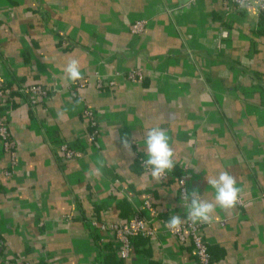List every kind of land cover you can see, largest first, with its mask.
<instances>
[{
  "label": "crops",
  "instance_id": "0c3cea01",
  "mask_svg": "<svg viewBox=\"0 0 264 264\" xmlns=\"http://www.w3.org/2000/svg\"><path fill=\"white\" fill-rule=\"evenodd\" d=\"M137 20L146 24L134 35L129 24ZM71 58L80 60L86 81L76 99L62 73ZM0 66L16 155L12 174L0 178L6 257L29 264H193L190 245L168 234L137 237L120 259L111 230L91 224L124 220L145 200L159 210L156 229L161 219L187 216L175 178L153 180L139 159L147 128L159 126L188 194L214 199L206 178L222 171L241 189L234 208H217L204 224L212 264H264V14L224 9L221 0H0ZM99 78L116 84L97 88ZM33 83L57 86L35 114L17 91ZM86 107L97 119L92 144ZM134 134L141 139L130 159L119 138ZM61 141L90 154L64 161ZM101 159L102 175L89 177ZM8 164L0 142V169Z\"/></svg>",
  "mask_w": 264,
  "mask_h": 264
},
{
  "label": "built area",
  "instance_id": "2783aa9c",
  "mask_svg": "<svg viewBox=\"0 0 264 264\" xmlns=\"http://www.w3.org/2000/svg\"><path fill=\"white\" fill-rule=\"evenodd\" d=\"M221 3L224 9H231L236 6V0H221ZM259 14H264V9H261ZM146 24L145 20H137L129 24V29L131 33L140 34L143 31L144 25ZM137 74L130 70L127 73V78L131 81L136 80ZM116 84L114 79L102 80L99 78L96 82L97 88H103L105 86L112 87ZM86 86V81L79 80L75 83H68L66 88L68 92L73 97H78V89ZM20 88V87H19ZM19 88L17 90H19ZM55 89V88H53ZM9 88L7 87V82H5L0 74V142L2 145L3 151L9 157V166L8 168L0 169V178L2 176H10L15 169L16 155H15V143L10 134V131L5 123L2 115V108L7 105L3 104V99L6 93L9 95ZM19 93V92H18ZM21 94L25 96H47L49 92L44 91L42 86H25L21 88ZM8 101V99H7ZM32 104L34 101H30ZM89 108L83 110L84 120L88 125L93 126L91 132L87 131V140L88 143L92 144L96 137V117L95 114L91 112ZM57 150L60 152L61 158L64 161H73L79 159L90 153H85V150L82 146L66 141H61L56 145ZM142 161V158H139ZM146 170V169H145ZM169 172L161 178L160 181L164 182L169 178ZM177 199L182 207L186 209V203L183 199V194L187 193L186 189V179L185 175L181 174L177 179ZM240 199L238 200V202ZM148 214V215H147ZM159 210L154 208L149 200H145L142 206H138L135 210L124 220H118L110 223L109 225L101 222H96L93 220L91 222L93 227L98 229H109L112 232L113 240L116 243V253L120 259H125L129 257L132 248V241L137 236H146V237H157L160 234H168L175 238V240L181 245L186 246L190 245V254L193 257V264H212L210 260V255L208 251L207 240L205 237V225L204 224H192L186 219H182L183 224L179 230H169L165 228V223L167 222L164 219H161L160 225L161 229H156L153 226V220L158 218ZM4 242L0 236V263L1 264H29L27 261L17 262L9 257H6L2 253Z\"/></svg>",
  "mask_w": 264,
  "mask_h": 264
},
{
  "label": "clouds",
  "instance_id": "9594fccd",
  "mask_svg": "<svg viewBox=\"0 0 264 264\" xmlns=\"http://www.w3.org/2000/svg\"><path fill=\"white\" fill-rule=\"evenodd\" d=\"M236 6L250 14H257L261 9H264V0H236ZM62 73L67 81L73 83L82 79L80 60L77 58L67 60L62 68ZM113 135L114 131L112 132V138ZM139 140H137L135 134L132 137L125 135L119 138L120 148L126 157L135 158L136 152L133 151V145L139 144ZM115 149L117 152L116 147ZM143 149L145 158L141 161V165L155 181H160L168 172H172L177 165L175 152L170 146V137L162 127L152 126L147 128L143 136ZM118 160L122 162V167L125 161L122 159ZM104 166V160H99L97 166L89 170L88 176L99 177L102 175ZM206 180L214 192V199H206L205 195L201 196L195 190L190 194H183V199L186 203V219L192 224L212 223L217 208L222 210L232 209L239 200L241 189L237 187L235 177L227 171H222L217 176L206 178ZM182 224L183 221L180 215H171L164 226L169 230L175 231L179 230Z\"/></svg>",
  "mask_w": 264,
  "mask_h": 264
},
{
  "label": "rangeland",
  "instance_id": "374dc122",
  "mask_svg": "<svg viewBox=\"0 0 264 264\" xmlns=\"http://www.w3.org/2000/svg\"><path fill=\"white\" fill-rule=\"evenodd\" d=\"M0 74H1V76H2V78H3V80L5 81V82H7L8 83V79L6 78V76L4 75V71L1 69V66H0ZM37 85H39V86H42L43 87V89H44V91L45 90H47V92H49V94H47V96L45 97V96H33V97H31V96H25V95H23V94H21L20 93V91H21V88L22 87H25V86H37ZM66 86H67V84L66 85H64V87H65V89L68 91V89L66 88ZM85 87V86H84ZM53 88H55V89H53ZM10 90V89H9ZM57 90V86L55 85V86H53L52 87V85L51 86H43V85H41V84H39V83H33V84H31V85H20V88H19V90H17L18 92H19V94H21L20 96L24 99V103H25V105L27 106V108L33 113V114H35L36 113V109H37V103H38V101H40L41 99H43V100H45L46 102H49V100H50V97L52 96V94H53V91H56ZM77 93L79 94V92L77 91ZM9 98V95H8V93H6V95L4 96V99H3V104H6L7 103V105L5 106V107H3L2 108V115H3V119H4V121H5V123H6V120H5V112H6V109L8 108V106H9V104H10V99L7 101V99ZM80 100H81V98H80ZM30 101H34V103L32 104ZM86 108H89V109H91L90 107H86ZM85 109V108H84ZM83 109V110H84ZM83 110H82V113H83ZM92 110V109H91ZM93 114H95V111L94 110H92L91 111ZM95 117H96V115H95ZM96 121H97V119H96ZM7 124V123H6ZM78 144V143H77ZM78 145H80V144H78ZM81 146V145H80ZM83 148H84V150H85V153H89L88 151H86V149H85V147L84 146H82ZM85 156H87V155H85Z\"/></svg>",
  "mask_w": 264,
  "mask_h": 264
},
{
  "label": "trees",
  "instance_id": "16d2710c",
  "mask_svg": "<svg viewBox=\"0 0 264 264\" xmlns=\"http://www.w3.org/2000/svg\"><path fill=\"white\" fill-rule=\"evenodd\" d=\"M7 87L9 88V85H8V84H7ZM9 99H10V103H12L11 98H10V92H9V98H8V100H9ZM75 99H76V97H75ZM93 128H94L93 126H90V125L87 126V130H88L89 132H91ZM169 174H170V176H169V178H168L167 180H169V179H171V178H173V179L175 178L176 181H177L178 177L181 175L180 173L175 174V173H173V172H169ZM167 180H166V181H167ZM164 182H165V181H164ZM161 216H163L162 213H161ZM137 237H146V236H141V235H140V236H137ZM137 237H136V238H137ZM136 238H135V239H136ZM135 239H134V240H135ZM134 240H133V241H134ZM133 241H132V242H133ZM208 251H209L210 260H211V263H212V255H211V252H210V250H209V247H208ZM194 264H195V263H194Z\"/></svg>",
  "mask_w": 264,
  "mask_h": 264
}]
</instances>
